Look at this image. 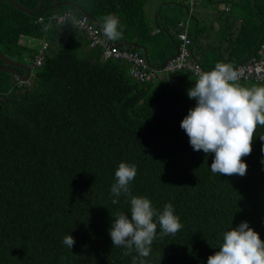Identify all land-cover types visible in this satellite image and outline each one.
<instances>
[{"label": "trees", "instance_id": "trees-1", "mask_svg": "<svg viewBox=\"0 0 264 264\" xmlns=\"http://www.w3.org/2000/svg\"><path fill=\"white\" fill-rule=\"evenodd\" d=\"M15 1L26 8L39 3ZM150 1L43 0L44 13L32 15L3 1L0 52L32 64L44 36L37 18L71 10L100 29L106 16H115L122 39L113 45L134 44L118 48L141 55L143 47L148 64L162 66L179 47L184 17L172 21L155 10L149 18ZM230 2L231 11L216 17L218 28L192 17L193 55L205 69L218 62L236 67L264 40V0ZM47 41L27 83L0 72V264H132L135 249L125 256L109 235L117 213L131 215V197L112 203L122 162L137 169L131 196L147 198L157 213L171 203L182 225L161 237L153 217L157 235L146 264H207L223 234L242 222L264 242V126L257 125L252 152L242 157L244 177L213 174L214 153L194 151L180 127L196 106L187 95L196 81L191 73L139 83L124 62L103 60L102 49L90 48L69 23L53 26ZM237 83L264 86V80ZM68 235L72 249L63 244Z\"/></svg>", "mask_w": 264, "mask_h": 264}, {"label": "clouds", "instance_id": "clouds-1", "mask_svg": "<svg viewBox=\"0 0 264 264\" xmlns=\"http://www.w3.org/2000/svg\"><path fill=\"white\" fill-rule=\"evenodd\" d=\"M118 28L119 20L111 14L101 25L103 36L111 41L122 39ZM238 80L239 74L231 65L218 62L212 71L201 72L187 91L196 106L189 110L180 127L194 151L214 153L210 167L213 174L244 177L247 164L242 162V157L252 152L257 125L264 126V86L241 87ZM136 175V166L123 162L115 171L116 182L111 186V195L116 198L112 203H119L121 195L131 197V215L129 218L117 213L109 235L113 247L127 249L125 256L135 249L138 255L133 256L132 264H146L144 258L151 253L157 222L161 237L175 235L182 225L171 203L164 206L162 213H157L147 198L131 196L130 182ZM154 216L157 222L153 221ZM63 244L72 249L75 241L68 235ZM207 264H264V242L247 222H242L223 234L219 251L208 258Z\"/></svg>", "mask_w": 264, "mask_h": 264}, {"label": "built area", "instance_id": "built-area-1", "mask_svg": "<svg viewBox=\"0 0 264 264\" xmlns=\"http://www.w3.org/2000/svg\"><path fill=\"white\" fill-rule=\"evenodd\" d=\"M186 5L189 7L190 12L194 11L195 0H186ZM226 12L230 11L227 7L224 9ZM190 16L178 24L177 39L179 47L176 54L168 61L163 63L162 66L153 67L148 64L145 57L139 52L128 51L126 49H119L111 44L99 27L88 16H77L71 10H67L62 14H51L37 18V23L41 24L44 31V36L39 42L38 53L35 56L30 67V78L33 69L42 64L44 53L49 47L47 41V33L53 26H62L70 24L74 29L78 30L81 34L88 38L90 48H100L103 51V60L113 59L116 61L124 62L128 67L129 75L136 81L142 84H153L156 81L171 75L178 71H186L191 73L196 79L201 72H210L213 69L203 68L195 59L192 49V40L190 38ZM239 74L237 82H250L264 80V40L261 42L256 55L242 64L232 67ZM27 81H20L21 84Z\"/></svg>", "mask_w": 264, "mask_h": 264}, {"label": "crops", "instance_id": "crops-1", "mask_svg": "<svg viewBox=\"0 0 264 264\" xmlns=\"http://www.w3.org/2000/svg\"><path fill=\"white\" fill-rule=\"evenodd\" d=\"M149 3H150V6L147 12L149 18L153 17L155 10H156L155 15L157 16L166 15V17H169L172 21L174 20L173 19L174 16H182L185 18V15H186L185 19L183 18V20L182 19L179 20L180 21L179 23H181L185 21L188 18V16H190V20H191L195 9H199L201 10L198 12L199 20L208 22L209 24L211 23L212 26L215 25L216 28H218V24L216 20L217 15H220L222 13H229L231 11L230 0H195L194 11L190 12V14H189V7L186 5V0H151ZM210 5H215L211 7H215L216 10L214 9L208 12ZM227 7L230 8V11L228 12L224 10ZM182 13L185 15L183 16ZM178 24H177V27H178ZM173 34L176 36V32Z\"/></svg>", "mask_w": 264, "mask_h": 264}, {"label": "water", "instance_id": "water-1", "mask_svg": "<svg viewBox=\"0 0 264 264\" xmlns=\"http://www.w3.org/2000/svg\"><path fill=\"white\" fill-rule=\"evenodd\" d=\"M3 1H7L13 7H15L16 9H18L19 11H21V12L27 14V15H32V14L40 12V11H41L40 14L44 13V10L42 9L43 0H39V3L37 5V7H35V8L23 7L22 5H20L15 0H0V5H1V3ZM55 7H56V5L51 6V8H55ZM90 19L94 22V24L97 27H99L98 23L94 19H92V18H90ZM108 41L111 44H113V41H111V40H108ZM123 45H129L130 47H138V46H135L134 44H127V43H120V44L115 45V46L119 47V46H123ZM139 48L143 51V56L145 57L146 61H148L147 50L145 48H143V47H139ZM170 58H168L166 61H168ZM0 60L5 64L4 66L0 65V72L11 73L12 75L16 76L21 81H27L30 78L31 70H30L29 66H27V65H25L23 63L15 62V61L7 58L6 56H4L1 52H0ZM19 71H23V74L19 73Z\"/></svg>", "mask_w": 264, "mask_h": 264}, {"label": "rangeland", "instance_id": "rangeland-1", "mask_svg": "<svg viewBox=\"0 0 264 264\" xmlns=\"http://www.w3.org/2000/svg\"><path fill=\"white\" fill-rule=\"evenodd\" d=\"M149 6H150V3L145 7V12H146V13L148 12V8H149ZM211 6H215V5H210V8H209L208 12H209V11H212V10L215 9V7H211ZM215 10H216V9H215ZM199 11H201V10H199V9H195V11L193 12V16H195V17L198 18V19H199V17H198V12H199ZM147 15H148V13H147ZM190 21H191V22H190V31H191V28H193V25L195 24V22H194L193 19H191ZM193 22H194V23H193ZM175 54H176V52L174 53V55H175ZM174 55H173V56H174ZM23 64L29 66V65L31 64V62L28 61V60L26 59V61H25Z\"/></svg>", "mask_w": 264, "mask_h": 264}]
</instances>
